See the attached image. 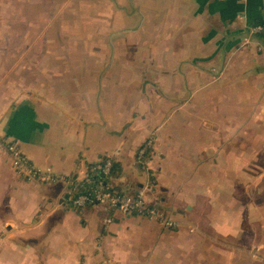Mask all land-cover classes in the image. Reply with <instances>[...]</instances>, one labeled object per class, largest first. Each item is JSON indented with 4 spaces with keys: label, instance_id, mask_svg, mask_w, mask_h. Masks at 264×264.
I'll list each match as a JSON object with an SVG mask.
<instances>
[{
    "label": "crops",
    "instance_id": "0c3cea01",
    "mask_svg": "<svg viewBox=\"0 0 264 264\" xmlns=\"http://www.w3.org/2000/svg\"><path fill=\"white\" fill-rule=\"evenodd\" d=\"M0 138V264H264V0H0ZM108 157L174 227L72 204Z\"/></svg>",
    "mask_w": 264,
    "mask_h": 264
},
{
    "label": "built area",
    "instance_id": "2783aa9c",
    "mask_svg": "<svg viewBox=\"0 0 264 264\" xmlns=\"http://www.w3.org/2000/svg\"><path fill=\"white\" fill-rule=\"evenodd\" d=\"M261 27H257L259 31ZM0 151L8 153L15 169L32 178L52 179L51 174H41L34 164L22 153L19 146L7 139L0 138ZM137 164L143 171H149L153 161V144L147 142L137 152ZM114 161L108 157L89 166V171L74 193L71 202L75 207L84 208L90 204H107L115 210L126 214H135L148 218L161 219L168 228L175 226L169 219H163L155 208L149 207L141 195L121 193L109 184L113 178Z\"/></svg>",
    "mask_w": 264,
    "mask_h": 264
},
{
    "label": "rangeland",
    "instance_id": "374dc122",
    "mask_svg": "<svg viewBox=\"0 0 264 264\" xmlns=\"http://www.w3.org/2000/svg\"><path fill=\"white\" fill-rule=\"evenodd\" d=\"M88 6V5H87ZM86 6V7H87ZM70 7H72V6H70ZM75 7V6H74ZM79 7V6H78ZM81 7H83V6H81ZM92 7H93V9L94 10H97L98 9V7L95 5V4H92ZM24 6H20V5H18V12H24ZM86 11H88L87 9H85ZM90 11V10H89ZM36 168V167H35ZM37 170H39L38 168H36ZM39 172L41 173V174H49V173H44V172H42L41 170H39ZM42 178V176L40 177V179Z\"/></svg>",
    "mask_w": 264,
    "mask_h": 264
},
{
    "label": "trees",
    "instance_id": "16d2710c",
    "mask_svg": "<svg viewBox=\"0 0 264 264\" xmlns=\"http://www.w3.org/2000/svg\"><path fill=\"white\" fill-rule=\"evenodd\" d=\"M115 168H116V166H115V164H114V168H113V176L115 175Z\"/></svg>",
    "mask_w": 264,
    "mask_h": 264
}]
</instances>
